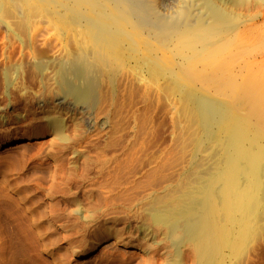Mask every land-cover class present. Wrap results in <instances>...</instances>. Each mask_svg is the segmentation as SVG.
Segmentation results:
<instances>
[{"label":"rangeland","instance_id":"rangeland-1","mask_svg":"<svg viewBox=\"0 0 264 264\" xmlns=\"http://www.w3.org/2000/svg\"><path fill=\"white\" fill-rule=\"evenodd\" d=\"M257 1L241 10L254 14ZM31 6L0 0L8 9L0 13V264H203L194 243L153 219L216 169L217 141L198 147L202 131L185 101L184 87L196 89L195 81L155 75L137 54L123 52L98 74L86 115L85 106L66 100L60 63L49 59L61 51L70 60L83 52L80 44L94 54L89 33ZM234 63L243 67L240 115L255 123L259 115L248 104L264 95V62ZM262 212L227 264H264Z\"/></svg>","mask_w":264,"mask_h":264},{"label":"bare ground","instance_id":"bare-ground-1","mask_svg":"<svg viewBox=\"0 0 264 264\" xmlns=\"http://www.w3.org/2000/svg\"><path fill=\"white\" fill-rule=\"evenodd\" d=\"M27 1L38 5L39 14H51L64 25L89 33L86 39L94 54L80 44L83 52L71 51L69 61L61 51L49 59L60 63L57 80L66 90V100L85 106L86 115L98 97V74L120 61L123 52L128 57L137 54L155 75L169 73L177 79L182 75L183 80L189 76L195 81L196 89L184 87L185 101L195 108L202 131L198 147L217 141L216 169L199 189L183 196L181 205L157 210L153 219L171 235L181 232L194 243L203 264H227L237 258L264 210V95L252 97L248 104L259 115L255 123L240 115L245 109L236 78L243 67L234 62H264V1L254 14L241 10L249 0ZM163 62L175 64V69ZM199 64L206 66L200 69Z\"/></svg>","mask_w":264,"mask_h":264}]
</instances>
